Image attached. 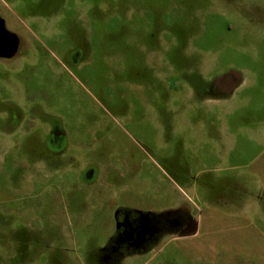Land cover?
I'll list each match as a JSON object with an SVG mask.
<instances>
[{
    "label": "rangeland",
    "instance_id": "1",
    "mask_svg": "<svg viewBox=\"0 0 264 264\" xmlns=\"http://www.w3.org/2000/svg\"><path fill=\"white\" fill-rule=\"evenodd\" d=\"M2 21L0 264H101L119 208L194 221L125 264H264V0H0Z\"/></svg>",
    "mask_w": 264,
    "mask_h": 264
},
{
    "label": "flooded vegetation",
    "instance_id": "2",
    "mask_svg": "<svg viewBox=\"0 0 264 264\" xmlns=\"http://www.w3.org/2000/svg\"><path fill=\"white\" fill-rule=\"evenodd\" d=\"M17 53V37L8 33L4 29L3 21L0 22V59L13 58ZM225 85V83H216L214 87L209 88V95L213 97L221 96V91H223ZM64 139V132L60 128L54 127L50 137L51 145L58 150ZM92 171L89 170L88 172L90 177H92ZM162 213L163 215L155 217L119 208L115 217V231L109 243L101 249L100 263L122 264L128 257L150 252L166 234L182 235L184 232L191 230L194 222L184 208ZM119 223L126 224V226L117 227ZM9 257L10 255L7 258Z\"/></svg>",
    "mask_w": 264,
    "mask_h": 264
},
{
    "label": "water",
    "instance_id": "3",
    "mask_svg": "<svg viewBox=\"0 0 264 264\" xmlns=\"http://www.w3.org/2000/svg\"><path fill=\"white\" fill-rule=\"evenodd\" d=\"M14 52V51H13ZM12 52V53H13ZM241 78V73L238 71L230 70L226 72L225 74L218 77L216 83H225L230 81L231 86L228 88V92H232L239 84ZM121 225L126 226V224H117V227H120Z\"/></svg>",
    "mask_w": 264,
    "mask_h": 264
},
{
    "label": "crops",
    "instance_id": "4",
    "mask_svg": "<svg viewBox=\"0 0 264 264\" xmlns=\"http://www.w3.org/2000/svg\"><path fill=\"white\" fill-rule=\"evenodd\" d=\"M241 81H240V83L238 84V86L236 87V89L239 87V85L244 81V77L243 76H241V79H240ZM235 89V90H236ZM234 90V91H235ZM233 91V92H234ZM135 256H137V255H135ZM135 256H132V257H128V258H126L123 262H122V264H125L127 261H128V259H133Z\"/></svg>",
    "mask_w": 264,
    "mask_h": 264
},
{
    "label": "trees",
    "instance_id": "5",
    "mask_svg": "<svg viewBox=\"0 0 264 264\" xmlns=\"http://www.w3.org/2000/svg\"><path fill=\"white\" fill-rule=\"evenodd\" d=\"M141 214H142V215H153V216H155V217H157L158 215H163V213H160V214H158V215H155V214H144V213H141ZM191 220L193 221L192 218H191ZM193 222H194V221H193ZM189 232H190V230L184 232V234L189 233Z\"/></svg>",
    "mask_w": 264,
    "mask_h": 264
}]
</instances>
